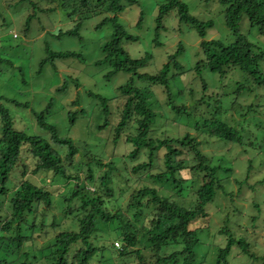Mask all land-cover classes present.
I'll return each instance as SVG.
<instances>
[{"label": "trees", "instance_id": "16d2710c", "mask_svg": "<svg viewBox=\"0 0 264 264\" xmlns=\"http://www.w3.org/2000/svg\"><path fill=\"white\" fill-rule=\"evenodd\" d=\"M42 1H45L46 8L38 10L40 13L47 14L58 8L75 16L67 29L51 33L57 38L81 39L83 22L93 15L103 14L95 26L97 29L111 25V33L101 46L103 55L94 64L105 67V81L118 73L128 75L116 86V94L111 98L121 99L117 122L113 125L109 120V97L92 90H87V95L101 108L104 120L98 129L108 127L112 143L122 141L131 148L122 154V172L125 174L120 173L114 161L104 162L102 155L96 154L87 140L83 141L84 147L80 149L71 136L62 134L54 123L48 122L53 98L35 114L36 123L48 133L45 138L15 128L14 118L5 103L26 107L28 104L0 93V264H128V261L134 264H202L198 255L203 257V251L197 252V247L202 249L204 242L200 231L204 226L209 227L206 221L213 205L223 210L218 205V195L224 193L225 179L222 176H228L232 167L214 163L215 153L209 155L201 146L212 142L238 146L252 144L245 139L242 125L238 126L224 114L223 89L222 92L211 90L205 93L209 86L206 78L209 77L211 83L217 78L222 87L233 75L235 88L231 92L236 96L229 106L243 117L248 113L254 114L252 112L259 104L250 103L243 109L239 99L245 91L264 87V50L248 39L239 24L246 19L249 27L256 28L255 35L264 37V0H198L197 5L202 2L204 5L202 17L191 12L186 0H162L157 5L154 19L153 45H161L159 35L165 29L163 22L170 12H175L177 30L182 25L194 29L199 42L193 64L189 50L179 39L154 72L146 71L152 65V53L145 51L139 57H132L124 48L123 42H135L139 36L128 32L118 20V15L127 6L139 5L141 0ZM31 3L33 8L38 4ZM213 4L222 8L224 25L232 35L230 42L208 36L214 27L211 16ZM34 15L29 13L26 16L25 33ZM142 18L143 11L140 10L136 26L141 25ZM43 48L44 56L38 62L36 74H40L46 64L56 71L57 62L77 57L83 60L82 55L73 50H54L46 42ZM7 65L13 66L12 60L0 54V73L7 69ZM204 72L213 76L205 78ZM195 79L200 81L201 91L198 93L200 97L193 101V109L189 110V106L184 104L176 105L174 92L180 97L186 91L192 94L193 89L187 84ZM21 81L26 82L24 78ZM73 81L76 86L80 84L77 79ZM66 86L67 81L63 80L55 92L65 90ZM155 102L160 104L163 112L167 109L178 121L201 133V138L187 130L176 136H152L153 124L162 118L154 109ZM71 103L78 104V99ZM199 104L205 107L204 114H201L203 110H199L202 109ZM78 115L84 116L85 109L80 107L67 112L70 126L77 122ZM127 127L132 130L122 137ZM79 154L86 165L84 182L79 175L80 165L75 160ZM15 168L20 181L17 185H7ZM95 168L97 174L94 173ZM72 170L75 172L71 173ZM41 173L50 174L52 180L74 178L76 181L66 193L52 192L46 187L50 184L36 178ZM115 174L116 177L122 176L129 189L124 206L119 202L121 192L114 197L115 203L110 205ZM245 181L237 182L242 184ZM260 182L263 183L264 179ZM88 184L94 188L90 190ZM229 195L228 205L224 206L226 211L221 217L224 224H235V227L218 229L221 238L216 240L210 264H229L235 247L248 259L258 258L245 238L247 229L240 235L232 231L241 226L240 220L246 216L242 214V208L232 202L233 194L230 192ZM57 208L61 211L58 219L53 217ZM49 214H53V218L46 225ZM256 218V215L248 218L252 222L251 229L256 227L253 224L257 222ZM101 224L106 227L105 233ZM110 231L114 233L113 238L106 242L104 237ZM117 241L120 242L118 248L114 245ZM205 248L212 252L206 246L203 250ZM109 249L113 253L105 255ZM259 259L264 263L263 254Z\"/></svg>", "mask_w": 264, "mask_h": 264}, {"label": "rangeland", "instance_id": "374dc122", "mask_svg": "<svg viewBox=\"0 0 264 264\" xmlns=\"http://www.w3.org/2000/svg\"><path fill=\"white\" fill-rule=\"evenodd\" d=\"M161 1L162 0H141L139 5L127 6L118 15L119 22L125 26L128 32L139 36V39L135 42H123L124 48L131 56L139 57L143 55L145 51L153 54L152 65L146 68L148 72H154L157 67L160 66V61L166 58V53L172 49L171 47L175 46L176 41L179 39L183 41L187 50H189L192 64L196 60L194 51L197 48L199 37L194 29L186 28V26L183 25L180 30H177L178 22L175 17V12H170L164 19L163 23L165 29L162 30L159 35L161 45H153L154 19L157 13V5ZM197 1L198 0H186V2L189 3L191 12L196 16L199 15V17H202L204 15V5L203 2L197 5ZM31 2L38 3L37 6L34 7L35 9ZM212 6L213 11H211V16L214 20V27L208 32V36L226 39L227 42H230L232 40V35L224 25L222 8H219L215 4ZM42 8H46L45 1L42 0H0V54L3 57L11 59L13 62V66L10 67L7 65V69L0 73V93L13 97L21 103L26 102L28 104V107H26L23 105L15 106L10 102L5 103L6 107H8L12 113L15 128L25 130L30 134L42 135L47 138L48 133L36 123L35 114L42 111L48 101L53 98V107L49 115H47L48 122L54 123L62 134L65 133L71 136L80 149L84 147L83 141L87 140V144H90V148L92 147L96 154L102 155L104 162L113 160L116 166L121 170L120 173L125 174V172H122V154L129 151L131 146L129 144H124L122 141L116 144L112 143L111 130L108 127L103 130L98 129L97 126L101 125L104 120L101 108L98 106V102L95 99L87 95V90H92L111 99L114 94H116V86L124 82L128 76L123 73H118L110 80L105 81L103 79V73L106 70L105 67H99L94 64L95 60L101 58L103 55L101 46L106 40V37H109L111 33V25L106 24L102 28L97 29L95 26L103 17V14L93 15L84 20L80 29L81 39L68 36L57 38L52 36L51 33H55L58 29H67L72 24L75 16L67 15L66 11L58 8L47 14L40 13L38 10ZM140 10L143 11V18L141 25L138 27L136 26V22ZM29 13H35V15L30 23L28 32L25 33L24 21ZM239 27L243 33L248 35L250 41L264 50V37L258 38V36L255 35V27H249L246 19L240 22ZM170 38L172 39L171 41H169ZM45 42L54 50H73L79 52L83 60L77 57L57 62L56 71L52 69L49 64H46L42 72L36 74L35 71L38 62L40 58L44 56L43 46ZM191 75L192 74L188 76ZM208 75L211 77L213 76L208 72H204L205 78L208 77ZM21 78H24L26 82H22ZM73 79H77L80 84L76 86ZM206 79L209 82V86L205 93L208 94L211 90L222 92L221 89H223L225 93L222 101L223 108L225 109L224 114H227L228 117L236 121L237 125L239 124L238 126L242 125L245 139L247 141H252V144L248 145L247 143L246 145L243 144L244 146H238L230 143L217 144L212 142L209 144L204 143L201 146L202 150L207 154L211 155L215 153L214 163H220L225 167L230 166L232 167V171H230L228 176H222L225 179L223 181L224 193L218 195V205H220V207L222 206L223 210H220L217 205H213L209 209V220L206 221L209 227L204 226L200 231V237L204 242L202 244V249L200 246L197 247V252L202 253V250L203 257H201V254L200 256L198 255V260H202V264L211 263V258L215 252L214 249H216V240L221 238L218 234V229L227 226L224 224L225 222L221 215L226 211L224 206L228 205V199H230L229 193L231 192L233 194L232 202L242 208V214L246 216V218L240 220L241 226H236L237 229L234 228L232 231L240 235L244 233L245 228L247 229L245 238L251 243L250 250L256 255L258 254V258L248 259L242 256L238 248L235 247L232 251L234 257L232 256L229 264H264L263 261L259 259L260 255H264V182H260L264 179V87L260 86V88L258 87L250 91H245L240 95L241 98L239 99V103L243 105V109L250 103L256 102L259 104L255 107L254 112H252L254 113L253 115L248 113L247 117H243L240 116L239 113L238 116L236 114L237 112L229 106V103L236 96L235 93L231 92V90L235 88L234 81H232L233 75L228 77L225 85H222V87L219 86L221 83H219L217 78H215V81L212 83L209 77ZM63 80L67 81L66 89L55 92V88L60 86ZM193 82L187 84L188 87L193 89L192 94L186 91L183 96L180 97L174 92L173 97L176 105L184 104L189 106V110L193 109L195 104L193 101L200 97L198 93L201 91L200 81L195 79ZM231 85H233V87H231ZM172 86L175 87V85ZM76 98L78 99V104L73 105L71 102ZM161 102H163V100ZM120 104L121 99L118 97L109 101V120L113 125L118 120V105ZM159 105L158 102H155L154 109L162 118L158 119L153 124L152 136H176L187 130L198 138H201V133L196 132L192 126L178 121L167 109L166 112H163V108ZM80 107L85 109V115L82 117L78 115L79 118L77 122L74 126H70L67 121V112L79 109ZM199 107L202 109H196L200 111L203 110L201 114H204L205 107L203 104H199ZM164 113L166 114L165 116ZM199 115L197 117H199ZM233 116L236 117V119ZM130 130H132V128L129 127L128 129L127 127L122 133V137L124 134L129 133ZM220 158H222V161H220ZM26 160L30 162L28 158H26ZM75 160L78 165H80L79 175L81 176L82 182H84L85 179L83 178H85L86 174V165L80 154L78 156L76 155ZM31 166L32 165H30V167ZM11 172L7 185H17L20 181V174L17 172V168L13 169ZM70 172L74 173L75 171L72 170ZM94 173L97 174V168L94 169ZM121 177L122 176L116 177V174L114 176V181L111 184L113 196L110 197V205L115 203L114 197H118L120 192L122 195L119 198V202L123 206L126 203L129 189H127V184H125L124 179ZM36 178H39L42 183L46 181L47 184H50L46 185V187L52 192L57 193H66L69 187L76 181L74 178L66 181L61 178L52 180L50 174L45 173L36 175ZM132 178L135 179L134 176H132ZM242 180H246L245 183L239 184L237 182ZM249 184L252 186L250 187ZM88 187L90 190L94 188L90 184H88ZM58 195L59 194L55 197ZM175 198L178 201L181 200L178 196ZM256 203L257 207H254ZM60 214L61 211L57 208L54 216L53 214L47 215L48 219L45 220L47 223L46 225L51 222V218L55 217L58 219ZM252 215L257 216V222L253 223L256 227L253 229L250 228L252 222L248 219L249 216ZM231 226L235 227V224H228L227 227L231 229ZM101 227L103 228L102 231L105 233L106 227L102 226V224ZM44 229V232H46L47 228L45 227ZM113 235V232H107L104 240L109 242L113 238ZM42 240H45L44 235ZM114 245L118 248L120 242L117 241ZM204 246L210 248L212 252L206 248L203 250ZM112 253L113 250L109 249L105 252V255L109 256ZM128 264L134 263L128 261Z\"/></svg>", "mask_w": 264, "mask_h": 264}]
</instances>
